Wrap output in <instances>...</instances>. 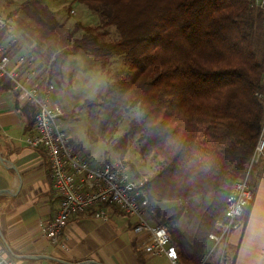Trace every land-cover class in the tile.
Returning a JSON list of instances; mask_svg holds the SVG:
<instances>
[{
    "label": "trees",
    "instance_id": "1",
    "mask_svg": "<svg viewBox=\"0 0 264 264\" xmlns=\"http://www.w3.org/2000/svg\"><path fill=\"white\" fill-rule=\"evenodd\" d=\"M83 1L100 25L76 23L71 29L49 14L54 20L41 22V29L29 22L23 28L37 42L49 82L62 74L67 56L81 50L104 66L115 56L126 59L129 70L110 121L136 107L144 117L131 122L118 144L125 147L132 135L142 133L161 157L159 170L143 179V192L159 222L169 224L179 264H201L211 246L209 234L235 181L245 175L261 134L263 12L249 8L251 0ZM108 26L116 28L117 38L104 39ZM79 30L84 33L77 37ZM12 33L1 28L0 46ZM210 193L189 238L176 225L185 212L180 202Z\"/></svg>",
    "mask_w": 264,
    "mask_h": 264
},
{
    "label": "crops",
    "instance_id": "2",
    "mask_svg": "<svg viewBox=\"0 0 264 264\" xmlns=\"http://www.w3.org/2000/svg\"><path fill=\"white\" fill-rule=\"evenodd\" d=\"M10 13L4 14L5 17ZM8 19L13 33L3 45L8 49L11 66L25 57L19 65L20 79L27 86L38 85L42 90L49 80L38 69V58L41 61L38 45L27 38L23 28L26 23L21 21L19 13ZM0 79L4 80L0 87V255L13 257L19 264H169L165 255H152L143 249L150 233H136L133 230L136 219L114 206L102 207L107 219L96 216L98 208L71 216L59 243H51L43 235L40 223L54 217L60 199L53 188L45 149L30 147L24 142L35 131L36 106L26 93L14 88L9 78ZM70 140L73 152L87 156L79 152L71 137ZM102 160L92 158L91 163L98 165ZM250 184L253 198L228 241L227 255L233 264H264L261 163L253 166ZM142 208L145 211L143 205ZM147 213L145 217L150 223H158ZM180 221L176 225L187 236ZM217 261L218 252H215L207 264H217Z\"/></svg>",
    "mask_w": 264,
    "mask_h": 264
},
{
    "label": "built area",
    "instance_id": "3",
    "mask_svg": "<svg viewBox=\"0 0 264 264\" xmlns=\"http://www.w3.org/2000/svg\"><path fill=\"white\" fill-rule=\"evenodd\" d=\"M249 8L263 12L264 25V0H251ZM6 27L12 29V22L0 15V28ZM24 60L25 57H22L18 64L11 66L7 47L0 46V77L9 78L14 88L26 93L36 106L35 131L26 136L24 142L30 147L45 149L50 162L53 188L60 199L54 217L40 223L43 235L51 243H59L71 216L98 208L96 216L107 219V213L102 207L114 206L136 219L133 225L136 233H150V239L143 245L146 252L152 255L163 254L169 264H179L178 249L172 243L168 224H152L145 217L141 202L144 181L132 174L130 165L124 160L115 159L92 165L87 156L73 152L70 136L60 125V118L65 111L61 105L50 101L54 84L45 81L42 90L38 85L27 86L20 79L19 72V65ZM257 163H261L264 169V121L247 171L235 181L224 212L209 234L211 246L201 264H207L215 252H218L217 264H233V260L227 255L228 241L253 198L250 172ZM62 247L66 249L65 245ZM0 264L19 263L13 257L0 255Z\"/></svg>",
    "mask_w": 264,
    "mask_h": 264
},
{
    "label": "rangeland",
    "instance_id": "4",
    "mask_svg": "<svg viewBox=\"0 0 264 264\" xmlns=\"http://www.w3.org/2000/svg\"><path fill=\"white\" fill-rule=\"evenodd\" d=\"M16 9H20L21 21L29 22L38 29L42 28V23L52 22L53 17L58 23H64L71 29L76 23L94 27L101 22L99 16L83 0H0V14L4 17V14ZM49 14H53L52 19ZM103 30L107 31L104 39L112 40L118 36L114 26ZM26 31L27 38L31 37L28 28ZM83 33V30H79L76 36L80 37ZM260 33L264 34V30H260ZM32 42L37 44L35 39ZM39 56L41 61L38 58V69L43 74L46 63ZM128 70V62L123 56L113 57L104 66L85 50L71 53L62 65V74L52 81L56 89L53 90L50 101L63 107L65 114L60 118V125L78 146L79 152L86 153L89 159H103L102 163L115 159L124 160L130 165L132 174L143 180L159 170L161 157L149 149L142 133L132 135L125 147L118 144L132 121H142L143 111L136 107L123 112L116 122L110 121L119 100L120 82ZM211 199L212 193L180 202L185 209L180 223L186 229L188 237L192 238L194 235L199 219ZM141 202L145 211L159 222L153 203L145 194ZM160 206L163 209L166 207L162 203Z\"/></svg>",
    "mask_w": 264,
    "mask_h": 264
}]
</instances>
